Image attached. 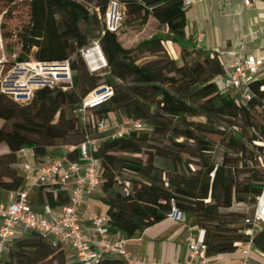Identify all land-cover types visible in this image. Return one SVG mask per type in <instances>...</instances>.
<instances>
[{
	"label": "trees",
	"instance_id": "obj_1",
	"mask_svg": "<svg viewBox=\"0 0 264 264\" xmlns=\"http://www.w3.org/2000/svg\"><path fill=\"white\" fill-rule=\"evenodd\" d=\"M17 1L0 0V14L3 37L15 38L20 45L18 60H30L31 54L39 61L70 60L75 73L72 83L39 88L24 104L0 91V145L8 147L0 153V189L25 188L26 178L17 167L21 148L33 147L42 158L53 147L76 146L97 120L116 112L122 118L142 120L150 129L105 138L93 152L102 164L99 191L110 229L128 238L142 234L167 218L174 198L186 222L205 230L210 256L238 251L237 243L246 239L247 215L230 209L249 200L256 204L264 188V124L254 117L257 108L264 111V79L250 84L253 96L246 103L225 94L215 81L224 72L218 55L187 43L185 0H117L127 18L146 23L153 16L166 27L171 51L159 36L140 40L135 47L123 46L117 33L120 25L110 31L103 19L108 0H100L99 11L93 13L78 0H25L30 19L18 32H9L3 20L12 16ZM90 38L99 41L106 58V66L100 68L105 77L89 71L80 54ZM6 50L16 52L10 45ZM102 79L101 84L112 86L114 94L93 109L96 121L83 125L82 99ZM192 107H205L200 111L204 121L189 119ZM212 135L225 149L221 162L213 158ZM68 156L78 160V149ZM157 157H167L168 165L158 166ZM123 172L133 177L122 179ZM35 200L59 208L69 202V195L59 184L48 183L37 188ZM254 243L264 255V227ZM0 264L78 263H68L64 247H54L28 231L8 246ZM102 264L125 263L106 257Z\"/></svg>",
	"mask_w": 264,
	"mask_h": 264
},
{
	"label": "built area",
	"instance_id": "obj_2",
	"mask_svg": "<svg viewBox=\"0 0 264 264\" xmlns=\"http://www.w3.org/2000/svg\"><path fill=\"white\" fill-rule=\"evenodd\" d=\"M218 2H240L250 8L256 2L264 0H217ZM119 2L113 1L106 10L103 19L106 28L116 31L123 19L124 12L119 10ZM194 0H185L183 8H188ZM0 14V91L14 101L24 104L32 100L35 91L42 87L63 85L60 82L72 83L73 72L70 60L39 61L30 58L18 60V53L8 54L2 34ZM199 41L203 33L198 34ZM101 48L99 41L95 46L80 49V54L87 61L91 71H97L90 65L100 63L98 58H90L91 52ZM11 68L3 75L7 63ZM100 64H98L99 66ZM264 60L254 54L234 57L224 68L222 75L215 78L219 88L226 94L233 95L237 101L246 103L253 96L250 84L256 80ZM100 69V68H99ZM114 94L112 86L101 84L82 99L79 108L83 125L90 122L88 112L107 102ZM99 133L107 134L108 138L124 137L133 131H147L150 127L142 120L123 117L119 122L110 118H102L95 122ZM98 139L87 133L85 139L76 146L65 145L60 156H37L33 147H23L19 156L29 154L33 161H21V171L26 178L24 189L13 192L8 201H0V263L9 245L28 231L37 232L54 247L62 246L67 252L68 263L102 264L106 258H118L125 264H168L153 261L129 247V240L122 231L111 230L108 217L95 211L91 198L99 191L101 184V161L93 155L97 150ZM74 149L79 151V159L71 160L68 154ZM57 183L68 192L69 202L59 208L44 203L40 210L32 206L30 195L33 189L42 184ZM167 218L175 222H185L184 212L171 199V207ZM88 223V224H87ZM264 227V188L257 197L252 213L244 218L243 233L245 241L237 243L242 257L235 264H254L255 254L259 252L254 243L256 235ZM188 256L181 262L173 264H213L214 256L208 254L205 242V230L200 229L196 238L188 240Z\"/></svg>",
	"mask_w": 264,
	"mask_h": 264
},
{
	"label": "crops",
	"instance_id": "obj_3",
	"mask_svg": "<svg viewBox=\"0 0 264 264\" xmlns=\"http://www.w3.org/2000/svg\"><path fill=\"white\" fill-rule=\"evenodd\" d=\"M185 31L190 46L216 53L224 68L231 59L240 55L252 53L258 59L264 60V2H256L252 7L247 8L240 2L194 0V3L187 8ZM200 32L203 33L201 41L198 37ZM169 47L172 49L171 46ZM174 55L177 56L175 52ZM262 79H264V66L256 80ZM7 150V145H0V153ZM63 152V146L53 147L49 156H60ZM21 159L33 161L29 154H25ZM20 166L17 165L21 170ZM37 188L31 192V203L35 210H40L44 203L39 204L35 200ZM96 194L91 198L92 208L104 213L105 208L101 210L93 207V198ZM12 196V191L0 189V201H8ZM199 231L198 227L192 226L189 222H175L166 218L146 228L142 234L130 238L129 247L150 260L173 264L186 259L188 240L198 237ZM67 252L70 254V251ZM241 257L240 250L218 254L214 256L213 264H235ZM263 262L264 258L255 254L253 263Z\"/></svg>",
	"mask_w": 264,
	"mask_h": 264
},
{
	"label": "rangeland",
	"instance_id": "obj_4",
	"mask_svg": "<svg viewBox=\"0 0 264 264\" xmlns=\"http://www.w3.org/2000/svg\"><path fill=\"white\" fill-rule=\"evenodd\" d=\"M81 3H83L88 10L93 13L95 11H99V9L97 8V3L100 0H78ZM113 1H117V0H108V7L112 4ZM118 2V1H117ZM119 4V10L122 12H125V9L123 8V5ZM108 9V8H107ZM7 11V9H5ZM30 19L29 16V5L25 0H18L15 4H13V8H12V16L8 17L7 15L5 16L4 20H3V25H4V30L6 31H12V32H18L22 26L24 24H26L28 22V20ZM82 29L85 30L86 29V25L82 24ZM94 29V27H93ZM3 30V31H4ZM95 33V32H94ZM118 35H119V40L122 43L123 46L130 48V47H135L136 44L140 41L143 40L145 38H149L151 36H159L161 38H163L165 40V44L168 46L171 45V43H167V40L171 37L169 31L167 30L166 27H164L163 25L158 24V22L156 21V19L153 16H150L148 21L146 23H143V21L140 20H133L132 18H127V15L124 13L123 14V19L120 22V28L118 30ZM4 42L5 45H10L12 47V49L14 51H16L17 53L20 52V45L16 43L15 38H4ZM95 46V38H90L89 44L87 45L88 48H92ZM169 49V51H171V48H167ZM102 51V50H101ZM172 53V52H171ZM172 55H174L172 53ZM31 59L34 58L33 55L31 54ZM98 58L100 60V65L102 67H105L106 64H103L101 62L100 56L97 55L95 57V59ZM143 59H141L140 61H143ZM86 62V66L87 69L89 71H91L87 61ZM97 64V63H96ZM11 64L8 62L5 66V69L3 71V75L11 68ZM75 72H73L74 75ZM97 73L100 74L102 77H105V72L104 69H98ZM104 81V79L100 80L99 83L101 84ZM63 85H67L70 82H60ZM228 94V93H226ZM207 107V106H206ZM202 109H205V107H192V109L190 110L192 115L189 116L190 120H194V121H204L205 118L200 115L201 112L203 111ZM88 117L92 120V122H95L98 114L94 111L91 110L88 112ZM256 121L258 124H264V111L259 107L257 108L255 115H254ZM115 121H120L122 119V117L118 114V113H111V118ZM223 127H226V124H222ZM91 136L98 139V143L100 141H102L107 137V134L104 133H99L95 128L92 129L91 131ZM213 140L214 143V152H213V158L216 162H221L222 161V155L225 151L224 147L221 145V143L219 142V139L217 138L216 135H212L210 136ZM264 139V137H263ZM183 140V139H181ZM264 141V140H262ZM262 143V142H261ZM148 151L150 150H146V153H148ZM144 153V155H142L143 160H146L147 158V154ZM263 159V157H262ZM169 159L167 157H157L155 159V163L158 166L161 167H165L166 165H168ZM122 179H128V178H132L133 174L128 173V172H123L121 174ZM254 203L252 201H247L244 204H240V205H234L230 210L232 211H242L244 212L247 216L250 215L254 209ZM93 207L98 209L101 208L104 209L105 205L102 203L101 199H100V191L97 192L96 196L93 198ZM262 264V263H260Z\"/></svg>",
	"mask_w": 264,
	"mask_h": 264
},
{
	"label": "bare ground",
	"instance_id": "obj_5",
	"mask_svg": "<svg viewBox=\"0 0 264 264\" xmlns=\"http://www.w3.org/2000/svg\"><path fill=\"white\" fill-rule=\"evenodd\" d=\"M90 55L91 56L89 57V59L92 58V57L95 58L97 55H99L100 59H101V62L103 64L107 63L106 58H105L103 52L101 51V48H97V50H94L93 52H91ZM98 64H100V63H98ZM98 64H96V63L93 64V61L90 62V65L93 66L94 67L93 69H95V70L99 69L101 67V65L98 66Z\"/></svg>",
	"mask_w": 264,
	"mask_h": 264
}]
</instances>
